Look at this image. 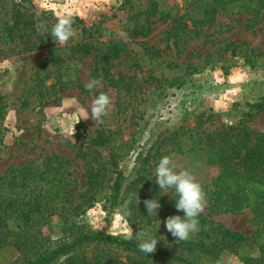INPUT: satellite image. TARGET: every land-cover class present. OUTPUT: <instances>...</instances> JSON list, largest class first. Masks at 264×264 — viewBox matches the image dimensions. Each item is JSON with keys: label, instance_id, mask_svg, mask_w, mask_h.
<instances>
[{"label": "rangeland", "instance_id": "rangeland-1", "mask_svg": "<svg viewBox=\"0 0 264 264\" xmlns=\"http://www.w3.org/2000/svg\"><path fill=\"white\" fill-rule=\"evenodd\" d=\"M201 1L0 0V175L14 174L0 193L23 199L56 194L54 208L29 230L23 250L11 243L15 230L0 232V264H17L34 247L68 242L76 231L103 229L123 237L129 221L122 204L109 206L113 180L119 172L120 194L138 177L139 187L162 194L154 169L163 155L201 184L202 229L178 242L162 218L135 224L134 232L146 231L158 239L156 248L205 264H264V216L254 214L251 198L237 211L219 207L217 171L200 143L203 132L219 125L239 123L264 133V110L252 104L264 105V0H238L212 14H203ZM13 4L35 19L26 38L5 36ZM67 9L74 12L76 36L61 46L50 31ZM81 27L89 28L84 40L95 48L66 60ZM93 79L99 84L89 92L84 85ZM100 91L111 97L103 122L89 117L77 123L79 108H90ZM97 136L103 145L90 144ZM171 192L163 195L171 199ZM222 229L241 237H223L227 248L204 250ZM79 252L92 264L107 263L110 255L120 262L185 264L100 244ZM66 259L60 254L50 264H68Z\"/></svg>", "mask_w": 264, "mask_h": 264}, {"label": "trees", "instance_id": "trees-1", "mask_svg": "<svg viewBox=\"0 0 264 264\" xmlns=\"http://www.w3.org/2000/svg\"><path fill=\"white\" fill-rule=\"evenodd\" d=\"M238 0H202V6L199 9L205 13L212 14L217 8H223L228 4ZM15 7L10 12V23L5 25V36L8 40H13L15 35L18 39L26 38L30 31H34L33 23L35 19L32 12L26 13L19 4H13ZM14 9V10H13ZM212 17V16H211ZM30 30V31H29ZM82 36L70 48L66 60H69L74 52L80 51L87 53L95 48V44L91 41L84 40L85 36H89V28H80ZM85 35V36H84ZM67 53V52H66ZM105 55V53H104ZM105 57V56H103ZM58 58V55L56 56ZM102 59V58H101ZM105 59V58H104ZM223 73H227V68H223ZM0 95V119L3 116L4 102ZM264 110V105L260 103H252ZM200 143L202 145V153L205 155L207 163L213 165L217 171V187L213 190L214 199H218L219 207L224 211H237L245 206L249 198L252 199L254 214L264 216V133L248 129L243 124L219 125L210 131L203 132ZM90 144L99 146L104 144L101 137H94L90 140ZM111 157V156H110ZM12 173V170H9ZM14 174L0 175V187L3 184L13 180ZM92 174H89L87 181H91ZM121 174L118 172L114 178L110 188V207L123 205L122 213H130L126 215V219L134 227L137 225H147L150 220H159L169 215H183L182 211H178L175 207V197L168 199L167 196L158 192L152 193L137 185L138 178L133 179L130 187L120 194L119 179ZM136 194L140 203H136ZM0 193V232L3 235L6 231L15 230L14 238L11 243L17 249L23 250L26 247L30 236L29 230L39 223L50 210L54 208L50 203L56 197L55 193L49 196H35V194H27L26 199L21 196H9ZM64 196V193L60 198ZM131 198L130 203H126ZM157 199L161 207L157 211V216L147 215L143 201L145 199ZM103 209H106L103 206ZM109 211L108 209H106ZM218 210H220L218 208ZM261 212V213H260ZM199 231L202 229L204 216L198 217ZM9 224H12L10 227ZM240 238L237 232L226 229L220 230V238L217 242H211L202 247L209 250L210 245L214 248L223 249L230 245L228 239L223 237ZM198 242H196L197 244ZM105 245L117 246L126 250L134 251L144 258H157L175 260L185 264H205L200 259H188L180 254L173 253L170 248H156L155 253L145 254L138 249V241L127 240L123 237L105 233L103 229L94 231H76L68 242H60L52 248L34 247L27 250L30 255L24 254L17 264H50L58 255H67L66 262L68 264H85L86 261L78 258L81 248L87 245ZM213 248V249H214ZM188 249V248H187ZM26 252V250H25ZM28 254V253H27ZM92 264V263H86ZM93 264H145V260H129L125 262L118 261L114 256H108V262L103 263L99 260ZM153 264V263H152Z\"/></svg>", "mask_w": 264, "mask_h": 264}, {"label": "clouds", "instance_id": "clouds-1", "mask_svg": "<svg viewBox=\"0 0 264 264\" xmlns=\"http://www.w3.org/2000/svg\"><path fill=\"white\" fill-rule=\"evenodd\" d=\"M73 17L74 12L71 9L61 11L57 14L56 22L51 28L50 35L61 46L67 45L68 41L76 36L73 28ZM98 84L99 81L93 79L87 81L84 87L91 92L98 87ZM110 104L111 97L106 92L100 91L91 99L90 108H84L82 106L79 108V119L77 123L81 118L87 120L89 117L93 121L102 123V117L108 115ZM154 175L156 177V185L162 190L161 195L174 189V195L171 193L175 197V207L178 211L183 212V217L180 215H169L165 218L164 226L166 230L178 242L188 240L192 233L199 231L198 217L203 213L206 206V194L201 184L189 170L178 169L175 160L169 155H163L158 160L154 169ZM130 202L131 198L126 203ZM136 203L137 205L140 203L137 194ZM143 204L146 208L147 215L157 216V211L161 207L157 199H145ZM126 215H130V213H125ZM119 234L127 240L136 239L138 241V249L145 254L155 253L156 251L158 239L141 229L138 232H134L131 223L127 221L124 222L123 231Z\"/></svg>", "mask_w": 264, "mask_h": 264}]
</instances>
